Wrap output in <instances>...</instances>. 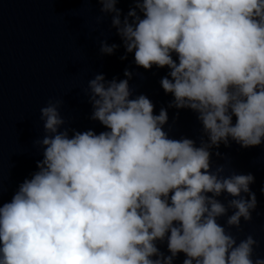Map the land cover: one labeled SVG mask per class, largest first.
Masks as SVG:
<instances>
[{
  "label": "clouds",
  "instance_id": "1",
  "mask_svg": "<svg viewBox=\"0 0 264 264\" xmlns=\"http://www.w3.org/2000/svg\"><path fill=\"white\" fill-rule=\"evenodd\" d=\"M98 2L114 14L121 59L134 53L139 67L169 68L160 81L169 107L196 112L208 139L169 138L167 110L156 115L147 96L130 98L127 69L128 79L88 81L91 119L107 129L99 134L61 130L63 101L49 100L45 136L34 141L38 170L0 206V264H172L179 253L183 264H264L252 234L230 231L253 221L254 175H224L210 159L230 139L264 142V0H132L123 20L118 0ZM118 47L101 41L100 51ZM165 239L167 257L156 244Z\"/></svg>",
  "mask_w": 264,
  "mask_h": 264
}]
</instances>
